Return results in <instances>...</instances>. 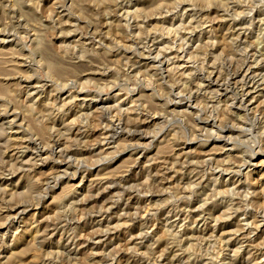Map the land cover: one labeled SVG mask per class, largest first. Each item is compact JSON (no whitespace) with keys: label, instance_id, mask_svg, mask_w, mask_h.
I'll return each mask as SVG.
<instances>
[{"label":"rangeland","instance_id":"1","mask_svg":"<svg viewBox=\"0 0 264 264\" xmlns=\"http://www.w3.org/2000/svg\"><path fill=\"white\" fill-rule=\"evenodd\" d=\"M236 3L237 8L232 9L235 3L228 0H0V33L9 37L5 42L0 40V226L7 221L8 204L34 206L29 212L36 214L40 222L37 236H29V228L22 223L11 230L0 229V264H264L260 252L255 250L264 247V229L257 230L254 220V216L264 213V181L255 188L252 180L257 178L247 176L253 175L250 165L264 161V91L263 95L253 93L256 98L243 117H255L256 128H243L250 132L248 136L240 138L235 148L234 143H229L225 152L221 144L201 147L200 140L186 142L192 137L185 133L194 124L183 117L195 118L188 103L180 106V115L176 116L163 109L172 100L173 87L181 88L186 79L190 80L191 70L198 68L206 56L218 65L232 57L234 50L229 40L215 51L212 39L228 37L231 23L240 12L252 17L257 11H264V0ZM181 14L191 28L198 27L195 42L181 51L185 58L172 61L161 70L149 57L137 58L142 48L138 43L147 36L157 39L147 49L154 53L153 57L158 56V61L164 54L174 58L180 50L181 36L191 34L184 30L188 25L180 24ZM259 23H254L261 28L252 37V46L264 31V20ZM92 28L98 33L97 38L87 41ZM192 54H198V59L187 57ZM135 63L136 71L131 74ZM39 84L48 87L32 91ZM85 92L102 94V99L118 97L105 105L93 103L88 107ZM203 95H207L206 99L200 98V103H196L200 109L224 107L216 106L218 99L210 102V94ZM135 106L156 112L160 118L158 123L146 125L147 157L132 155L122 137L108 150L105 163L92 153L102 130L112 120H135L139 113L133 110ZM216 115L217 111L213 118ZM15 116L20 121L15 126L8 125ZM224 118L219 119L231 127L233 122ZM164 128L172 133L155 139ZM85 132L87 138L83 139L79 134ZM22 133L33 139L23 146L27 151L14 142L21 139ZM55 141L64 149L87 152L72 160L74 167L83 169L76 179L69 178L73 173L70 167L66 170L50 164L52 157L62 162L54 155ZM36 147L46 150L47 156L41 158ZM182 150L196 155L200 172L205 170V162L229 163L239 161L238 157L248 162L253 152L257 161L242 167V175L235 179L228 174L217 180L206 175L211 182L190 198L207 201L205 209L210 213L201 223L203 233L193 225L194 219L179 229L152 223L146 230L140 224L134 234L148 232L147 239L142 241L143 246L136 245L141 240L131 245V223L127 221L133 220L136 208L145 207L139 200L151 198L150 211L155 214L159 209L169 210L184 195L185 188L189 193L194 189L180 168L171 171L173 156ZM203 152H207L206 158L200 157ZM159 156L167 163L152 162ZM135 159L138 163L134 166ZM61 165L64 167L65 163ZM153 166L165 176L159 189L148 182L144 172ZM57 172L67 176L60 177L57 187L52 184L44 191L49 184L47 179L55 178ZM123 173L137 181L131 189L114 185L97 190L103 175ZM123 191L130 192L137 201L129 204ZM217 192L227 193L212 197ZM198 206L196 203L195 208ZM201 212L195 210L187 215L193 218ZM120 216L122 222L117 221ZM61 223L70 224L64 233ZM108 227L110 241L102 233ZM185 230L186 237L179 239V233L184 234ZM240 235L248 243H234L242 238ZM71 236L80 240L79 247L67 246ZM99 239L104 241L101 246Z\"/></svg>","mask_w":264,"mask_h":264},{"label":"bare ground","instance_id":"2","mask_svg":"<svg viewBox=\"0 0 264 264\" xmlns=\"http://www.w3.org/2000/svg\"><path fill=\"white\" fill-rule=\"evenodd\" d=\"M228 1L235 3V7L232 9L237 8L236 0ZM184 11H186V9ZM198 14L199 13H195L196 16ZM243 14L244 12H240L237 17L234 18V20L232 21L231 30L228 34V37L219 36L212 39V42L214 41V43H212L211 46L213 50L215 49V51L218 50L222 45L226 44L227 40H229V43L232 46L231 48L232 50H234L232 57L227 58L222 63V65H218L215 63H211L209 58L208 60L206 58L208 56H206V60L203 61V63H201L198 68L191 70L192 77L190 78V80L186 79V82L182 84L181 88H176L178 85H175L173 87L172 100L168 101L165 105H163V109H165L166 112L172 116L180 115L179 109L181 108L180 106H182L183 103H188L189 107L194 109V111L192 112L195 118H193L192 120H188L187 118L183 117V120L194 124V127L191 129V131L189 133H185L186 136L189 135L192 137L191 140L186 141L187 143H195L196 141L200 140L199 145L201 147H205L209 144H221L222 151H226V148L228 147L229 143H234L233 148H235L240 138L248 136L250 132L247 130L244 131L243 128H249L248 125H250L252 129L256 128L255 124L258 120L255 117L253 118V120L249 118L244 119L243 117L248 115L247 112L249 111V107L253 105V101L256 98L252 96L253 93H260L261 95H263L264 91V31L262 32L263 34L261 35V37L257 39V44L255 46L250 45L251 39L255 35V32H258L261 28V26L257 27L254 23L257 20H259L260 23L263 22L264 19L262 18L264 17V11H257L252 17H244ZM183 15L184 14L180 15V24L184 27L185 25H188V28L186 27L184 28V30H186L187 32L190 31L189 33L191 34L181 36L180 50H177V53L174 55V58H171L169 55L164 54L161 61H158V56L153 57L154 53H152L151 50H148L147 52L148 47L154 44L157 40L156 38L151 36H147L139 41L138 45H140L142 48L141 50H138L137 58L149 57V60L152 61V64L157 65L158 70H161L164 65H168V63L172 61H180L184 59L186 54L185 52L181 53V51L184 50L185 46H190L195 42L196 39L194 34L197 31L198 27L195 26L194 28H191V26L187 24V21L184 20ZM189 28H191V30H189ZM97 35L98 33L96 32V30L92 28L87 33L86 40L93 41L95 38H97ZM8 38L9 37L3 36V34L0 33L1 42H5V40ZM187 57H189V59L195 60L198 59L199 55L192 54L191 56ZM195 63L197 62L195 61ZM136 65L137 64L135 63V65L131 67V74L136 71ZM47 87V85L39 84L34 88H30L34 89L32 91H39L44 90ZM194 90H196L195 93H193ZM203 93L210 94V102L213 99H218V103L216 106L220 107V105L223 104L224 107H213L212 109H210L209 106H205L200 109L197 106V104L200 103L199 101H201L199 99H206L207 96H201ZM83 94L85 100L89 101V105H87L88 107L91 106L93 103H95V106L105 105L107 101H111L118 97V95H116L113 97H108L107 99H102V94H95L91 92H85ZM107 96L110 95L108 94ZM89 97L91 99H89ZM193 103H197V107L193 106ZM209 105H211V103H209ZM133 110L139 112L135 120L125 121L122 118H120L119 120L117 119V121L115 122H112L114 121L112 120L110 122V126L102 130L100 141L95 146L97 149L92 153L97 154L98 158H102L105 163V158L108 155V150H110L111 147L116 144L117 140L122 137L126 138V148L127 150H130V152H133L132 155L144 158L147 157V150L149 149V147L145 145V142L147 140V137L145 136V128L148 123H158L160 121V118L158 116L159 114L156 112L152 113V111L148 109H141V106H135ZM215 111H217V115L216 118H213ZM219 111L221 112V114ZM218 113L220 114V116H218ZM220 117H225L224 119L227 120V122L232 121V126H226V123L222 122V119H219ZM18 121H20V118L18 116H15L14 120L12 122H9L8 125L15 126L16 122ZM171 133L172 130H165L164 128L159 134L156 135L155 139H158L160 135L164 137ZM79 135L83 139L87 138L86 132ZM20 138V140L19 138H16V140L13 141L15 142V144L20 145L22 149L27 151V149L23 146L29 145L31 141H33L31 135L28 134L27 139L26 135L22 133V136ZM187 143L185 146L186 149H189L190 147L187 145ZM63 147V144H60L58 143V141H55L54 155L58 160H62V162L56 161L55 158L52 157L53 161H51L50 164L55 165L56 168H66V170L68 167H70L73 170V173L70 174L69 178L76 179L77 175L79 173H82L83 169L74 167L72 164V160L78 154H80L81 156H85L87 152H83L82 150L64 149ZM36 150L37 154H39L41 158L47 156L48 154L46 150L40 147H36ZM255 154V152L251 154V159L248 162H245V158H242L240 160V157H238L239 161L229 163H217L215 161L205 162L203 164V168H206L204 171L202 170L201 172L199 171V163L195 161V154H185L183 150L180 154H175L171 162V171H173V169L175 168H180V170L186 175V178L188 179L189 183L193 184L194 189H192L189 193V191L185 188L183 192L184 195H181V197L178 198V200H176V202L171 205V208L169 210L159 209L155 214H151L150 211L149 202L151 198L148 199L147 197L143 200H139L144 202L145 207L141 209L136 208V214L132 216L133 220L127 221L131 223V226L128 230L131 235V245H135L134 243L137 240H141V243H136V245L143 246L142 241L147 239L148 232L145 233L144 231L141 234H134V232L137 230L135 227L140 224H142L141 229L142 227H145L146 230L152 223H154L155 225L166 223L170 224L169 227L171 229H179L182 227V224L187 221L191 222V219H194L193 225L199 226L198 231L200 232V234L203 233L204 230L201 228V223L206 222L204 216L207 212L210 213V210H208V208L205 209L207 201L200 199L198 200V202H195L190 198L196 197V195L201 190L202 186L205 187L206 185L204 184H206L207 182H211V179H206L207 174H210V176H213L214 178H216V180L217 178L219 179L221 176H223V174H228L232 179H235L242 175V167H246L247 164H253L257 161V158H255ZM23 155L24 154H22V156ZM181 155L184 156L182 157ZM200 157L206 158L207 152L201 153ZM47 161H49V159H47ZM133 161L134 166L137 165V159ZM152 162H159L160 164H165L167 163V159L159 156ZM63 163H65L64 167L61 165ZM200 168L202 169V167ZM249 168L253 169V175L250 173L247 176L251 178H257L252 180L254 187L257 188L259 187L260 182L264 181V161H260L259 163L250 165ZM144 172L146 173V179L148 180V182L151 183L156 189H159V187L163 185L160 181L164 180L165 176L159 170L158 167H149L145 169ZM13 173L15 172L13 171ZM55 175V178L47 179L49 184L46 185L44 191H46L47 188H51L52 184H55V187H57L61 183L60 177L67 176L61 175L60 172L55 173ZM103 177L104 178L102 180L98 181L97 190L110 188L114 185L122 186L124 189H131L137 182L135 179L128 176L127 173H123L119 176L103 175ZM223 185L225 186L226 184ZM123 193L124 195L129 197V204L137 201L136 198H133L130 195V192L123 191ZM187 193L189 194V196H186ZM226 193L227 192H217L212 195V197L218 198L219 196H224ZM257 195L258 194H256V200L258 201L260 198L257 197ZM261 197L262 199H264V195ZM225 199L226 198H222L221 200ZM196 203L199 204L197 208H195ZM32 207L34 206L23 205V207H19V205L14 206L8 204L5 208V211L7 213V221L0 226V229L6 228L8 230H11L18 224L22 223L24 224V226L29 228V236L30 234L33 236H37L39 234L40 222L37 219L36 214H31L29 212ZM130 207L131 206H128L127 208L130 209ZM108 210L111 211L112 208H109ZM195 210H201L202 212L197 217L193 218L191 217V214L187 215V213H192ZM106 214L107 213H105V216ZM122 218L123 216H120L117 221L122 222ZM199 220H201V222H199ZM254 220L257 224V230L264 229V213L263 216H254ZM60 225H62L61 230H63V233L65 232L66 228L70 227V224L63 225L61 223ZM117 227L119 228L120 226ZM138 230H140V228ZM108 231L109 227L107 228V232L102 233H106V237L108 238L107 241H110L111 237L108 236ZM185 232L187 231L185 230L184 234L179 233V239H184V237H186ZM240 237L242 238H237L234 243L240 245L248 243V241L243 237V235H240ZM77 241L80 242L78 238L75 239L71 236L67 240V246L79 247L81 244ZM103 242L104 241L102 239H99L98 241L100 246L103 244ZM255 250L260 252V257L264 259V247L260 250L257 247L255 248ZM77 253L78 252H76L75 254ZM70 254L71 252L67 253V257L70 256Z\"/></svg>","mask_w":264,"mask_h":264}]
</instances>
